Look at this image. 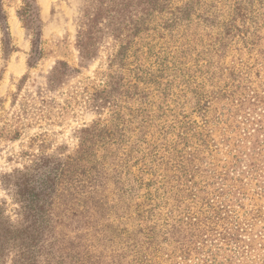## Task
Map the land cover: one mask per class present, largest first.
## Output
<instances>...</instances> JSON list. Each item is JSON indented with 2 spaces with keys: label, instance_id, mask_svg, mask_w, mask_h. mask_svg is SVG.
Masks as SVG:
<instances>
[{
  "label": "trees",
  "instance_id": "1",
  "mask_svg": "<svg viewBox=\"0 0 264 264\" xmlns=\"http://www.w3.org/2000/svg\"><path fill=\"white\" fill-rule=\"evenodd\" d=\"M116 1L111 0L113 5ZM233 1V18L220 26L223 31L217 43L222 51L216 53L218 57L225 56L229 39L238 32L250 61L241 62L237 68L221 67L218 74L213 72V60L206 59L205 69H198L200 80H188L184 90L172 100L178 107L188 101L189 93L195 94V109L204 114L203 134H189L196 122L177 121L176 112L171 116L172 123L175 127L177 122L181 132L175 134L170 152L165 139L160 145L152 146V152L145 151L147 142L143 134L138 135L134 146L127 133L129 125L119 113L114 116L116 126L112 130L102 128L100 123L82 130L75 159L61 163L42 157L33 167L7 176L5 185L19 206L21 224L20 228H13L0 219V250L10 244L13 248L20 247L19 264H67L66 259L68 264H264V205L261 204L264 201V35L261 36L264 14L251 12L244 0ZM161 2L165 5L167 0L117 3L115 11L125 17V28L121 31H128L126 38H129L115 59L121 62L128 59L130 39L142 33L143 26L152 21L154 14L163 12ZM214 9L218 11L219 6H213ZM174 15L175 20L180 19ZM19 17L33 33L36 46L33 54L40 58L41 25L36 0H23ZM0 29L4 52H14L16 48L2 0ZM135 59L138 58L135 56ZM138 68L137 72L144 74ZM111 77L110 90L100 93L96 99L101 97L105 106L117 107L118 101L111 95L124 87L123 77ZM138 77L139 74V80ZM210 77L212 82L217 81L219 88L202 104L205 80ZM127 88L139 90L135 84ZM181 145L186 147L184 153L174 151ZM97 147L104 148L102 162L94 152ZM161 151L167 152V156L160 154ZM137 152L142 154L140 176L129 169ZM84 159L96 163L98 168L87 172L75 166ZM146 175L151 176L148 181L144 179ZM112 178L116 179V196L122 203L116 206L122 211L120 240L105 231L110 239L103 242L104 251L99 256H80L76 250L82 242L76 245L55 234L58 222L53 218L54 211L58 205L72 209L74 201L81 203L77 197L84 195L103 217L109 205L98 209L100 205L94 202H104L98 195L108 190ZM142 189L145 194H140ZM135 198L142 202H134ZM55 217L62 223L60 215ZM48 235L52 238L50 242ZM41 258L44 260L39 261Z\"/></svg>",
  "mask_w": 264,
  "mask_h": 264
},
{
  "label": "rangeland",
  "instance_id": "2",
  "mask_svg": "<svg viewBox=\"0 0 264 264\" xmlns=\"http://www.w3.org/2000/svg\"><path fill=\"white\" fill-rule=\"evenodd\" d=\"M119 2L117 0L113 5L111 0H36L42 50L41 57L37 58L33 54L36 48L34 35L19 17L23 0H2L16 50L4 52L0 29V219L13 228H20L21 217L11 189L5 185L7 176L33 167L42 157L61 163L75 159L80 150L82 130L96 123L112 130L116 126V113L127 121V133L134 146L138 143V135L143 134V140L147 142L143 147L145 151L152 152V146L160 145L165 139L170 152L175 134L181 132L177 122L173 127L171 116L175 112L177 121L190 119L196 122L189 134H203L204 114L195 109V94L189 93L188 101L178 107L173 101L188 80H200L198 69H205V60L211 58L213 72L218 73L221 67H241L251 59L238 32L229 39L225 56L218 57L217 54L222 51L217 43L223 31L220 26L233 18L231 8L235 1L167 0L168 5L161 2L163 12L154 14L152 21L143 26L142 33L130 39L128 59L121 62L115 58L121 46L127 45L129 37L126 38L128 31H121L125 28L124 14L115 11ZM244 2L251 12L264 14V0ZM216 5L219 10H212ZM174 14L180 19L175 20ZM138 67L144 74L137 72ZM111 76L123 77L124 87L111 95L118 101L117 107L114 104L105 106L101 97L96 99L100 93L110 90ZM206 81L202 104L219 88L217 81L212 82V77ZM131 84L138 85L139 90L127 88ZM123 90L127 91L126 95L122 94ZM162 134L166 136L160 137ZM174 151L184 153L186 147L181 145ZM94 152L102 162L104 148L97 147ZM160 154L167 156L164 151ZM140 159L142 154L137 152L129 163L130 172L136 176L141 175ZM75 166L87 172L98 168L96 163L85 159ZM161 172L165 171L162 169ZM150 178V175L144 176L146 181ZM112 180L108 182V190L98 195L104 202H94L100 205L98 209L101 205H109L103 211V217L84 195L77 197L81 203L74 201L72 209L58 205L59 210L54 211L53 218L58 222L55 234L76 245L82 242L76 250L80 256H99L103 242L110 239L105 231L112 232L111 237L120 240L122 211L116 206L122 203L116 196V179ZM145 193L143 189L140 191V194ZM134 202L140 203L142 199L135 198ZM261 204L264 205V201ZM55 213L61 216L62 223ZM48 236L50 242L52 238ZM11 245L0 250V264H19L20 247ZM54 253L58 256V252ZM66 262L69 261L66 259Z\"/></svg>",
  "mask_w": 264,
  "mask_h": 264
}]
</instances>
